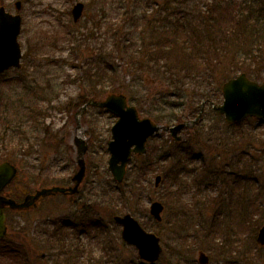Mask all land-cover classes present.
Listing matches in <instances>:
<instances>
[{
	"label": "rangeland",
	"instance_id": "374dc122",
	"mask_svg": "<svg viewBox=\"0 0 264 264\" xmlns=\"http://www.w3.org/2000/svg\"><path fill=\"white\" fill-rule=\"evenodd\" d=\"M14 1L0 0V5L15 13ZM20 1L19 41L22 53L29 52L19 69L0 75V161L8 159L19 172L3 194L21 199L40 187L71 185L77 133L88 143L90 166L78 193L43 197L27 211L6 208L7 245L0 264H198L199 251L208 255L207 264H264V246L256 242L264 223V121L229 124L212 104H205L203 119L183 131L182 143L160 131L148 140L144 154L130 158L124 180L117 183L107 168V141L116 116L90 105L77 113L78 101L88 97L80 84L86 79V59L102 41L80 35L89 28L96 5L103 3L107 20L136 10L166 22L164 8L175 12L183 0ZM76 1L85 4V16L75 23L70 10ZM209 1L186 0L184 14L189 20L196 12L204 16ZM221 1H230L233 8L241 2L251 14L258 9L264 13L258 0ZM215 8L209 11L219 14L221 9ZM105 44L109 49L106 39ZM114 61L123 65L117 57ZM243 67L230 51L214 69L217 92L192 87L177 96L166 83H152V93L145 95L147 87H139L130 103L139 108L140 117L174 123L200 105L199 92L210 93L213 104H220L222 83L245 72ZM121 75L124 81L132 77L128 70ZM259 75L261 82L264 71ZM142 163L144 175L138 171ZM157 175L161 180L155 186ZM154 200L165 206L160 223L149 215ZM124 213L160 237L162 254L156 262L141 260L136 248L122 240L121 226L112 216Z\"/></svg>",
	"mask_w": 264,
	"mask_h": 264
},
{
	"label": "trees",
	"instance_id": "16d2710c",
	"mask_svg": "<svg viewBox=\"0 0 264 264\" xmlns=\"http://www.w3.org/2000/svg\"><path fill=\"white\" fill-rule=\"evenodd\" d=\"M183 2L186 0L177 4L175 12L169 13L164 8L167 12L166 22L156 15L150 18L143 12L136 13V10L129 15L123 10L115 19L107 20L103 3L97 4L89 28L80 35L95 42L102 38V41L94 48L92 57L86 59V79L80 84L86 89L88 97L80 99L77 106L89 98L96 99L105 91H121L128 96L129 101L136 100L132 98L139 87H147L145 95L152 93V83H158L159 86L166 83L165 88H173L177 96H182L185 88L192 87L203 90L211 87L217 92L218 87H213L214 69L230 51L234 52L236 62L244 66L245 73L259 80V74L264 71V13L258 12L259 9L256 14L248 13L241 8V2L233 8L230 1L222 4L221 0H210L205 5L204 16L196 12L189 20L184 14ZM213 5L221 9L219 14L214 15L209 11ZM171 15H174L172 19ZM146 31L148 35L143 34ZM105 39L108 40L109 49ZM28 52L29 48L24 56ZM252 55L254 58H251ZM116 57L123 61L122 66L115 63ZM124 70L132 75L130 80L122 79ZM198 95L200 102L213 104L210 93L202 91ZM190 111L188 118L196 116L199 106ZM177 120L182 119L178 116ZM253 135L257 137L259 133ZM144 165L142 163L138 167L141 175L145 174ZM240 182L237 177L235 183L239 185ZM6 245V240L0 239V259L4 258Z\"/></svg>",
	"mask_w": 264,
	"mask_h": 264
},
{
	"label": "water",
	"instance_id": "95a60500",
	"mask_svg": "<svg viewBox=\"0 0 264 264\" xmlns=\"http://www.w3.org/2000/svg\"><path fill=\"white\" fill-rule=\"evenodd\" d=\"M16 11L21 8V1H14ZM84 4L76 2L71 15L73 21H77L82 15ZM21 28V15L7 12L4 6H0V73L10 67L19 68L21 59V47L18 35ZM223 101L214 106L224 115L225 121H241L248 116L264 118V81L257 83L240 73L234 78L228 79L222 84ZM98 106L114 114L117 119L111 127V139L107 142L109 150L108 169L117 182L124 178L127 162L132 154L140 155L145 151L148 137L160 130L168 131L174 141L180 142L184 136L180 131L191 128L195 120L177 122L173 125H158L150 118H140L134 105L127 103V98L122 93H109L103 100H88L80 111L87 105ZM199 116L196 118L198 119ZM80 154L86 149L81 143ZM79 154V155H80ZM80 169L73 179L75 184L69 187L50 186L36 189L33 193H27L21 201L1 194L3 188L16 175L17 168L8 161L0 162V237L6 235L4 208L12 210H27L37 206L38 200L43 196L54 195L58 192L72 194L78 190V185L83 178V159L78 157ZM161 176L155 177V186L159 184ZM164 206L158 201H152L149 214L156 220H162ZM114 221L122 226L121 237L127 244H133L137 248L138 256L148 262H154L161 253L159 237L144 230L139 222L129 213L115 215ZM256 241L260 246L264 245V224L258 229ZM199 264H206L208 256L200 251L198 253Z\"/></svg>",
	"mask_w": 264,
	"mask_h": 264
}]
</instances>
